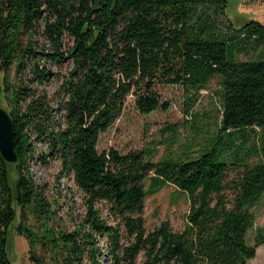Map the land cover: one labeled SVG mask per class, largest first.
<instances>
[{"label":"trees","instance_id":"1","mask_svg":"<svg viewBox=\"0 0 264 264\" xmlns=\"http://www.w3.org/2000/svg\"><path fill=\"white\" fill-rule=\"evenodd\" d=\"M225 8L226 0H0V96L11 108L19 156L14 165L0 156V264H12L6 235L16 212L14 231L26 240L31 264H100L90 234L48 227L50 206L27 167L31 135L73 176L88 210L85 225L110 239L114 258L121 230L131 243L126 256H141L142 264H248L254 258L256 246L246 243V234L254 221L250 209L264 195V25L249 21L234 29L223 21ZM42 14L49 45L33 49L24 37ZM66 34L73 39L67 57ZM67 58L74 68L63 86L62 128L46 96L10 87L7 76L28 61L32 79L42 85L50 76L45 66ZM213 79L223 91V118L214 143L196 158L153 162L150 148L97 150L128 96L140 114H149L162 107L155 86L197 94ZM167 185L189 201L185 227L173 232L163 221L146 232L144 200ZM98 203L107 206L114 226L101 220Z\"/></svg>","mask_w":264,"mask_h":264},{"label":"rangeland","instance_id":"2","mask_svg":"<svg viewBox=\"0 0 264 264\" xmlns=\"http://www.w3.org/2000/svg\"><path fill=\"white\" fill-rule=\"evenodd\" d=\"M225 17L223 20L225 24L229 21L234 29H239L249 21L264 25V0H226ZM45 18L46 14H42L38 20L32 22V30L24 37L26 42L27 37L30 36L35 43L33 49L46 48L49 45L43 34ZM50 19L53 21L52 18ZM72 46L73 39L68 34L63 35L62 51L65 57L68 56L67 52ZM45 67L50 76L42 85L32 79V64L28 61L25 62L21 72L13 68L7 76V82L12 88L22 86L29 89L27 92L30 91L36 96H46L52 108L51 117L54 118L56 127L63 128L61 104L68 99L63 86L71 77L74 63L67 58L60 64L52 62ZM41 69L42 66L39 65L38 70ZM2 78L0 75V83ZM154 91L159 96L162 107L149 114H140L135 109L134 98L128 96L120 117L99 136L97 144L99 152L112 148L121 154H126L129 151L150 148L153 155L150 159V153L146 152V160L150 159L153 162L177 158L190 160L196 158L205 147L214 143L224 111L223 91L216 79L209 83L206 90L197 94L188 92L182 86L157 85ZM0 107L10 112L11 108L4 96H0ZM30 138L33 142V151L28 158L27 167L33 181L43 190L50 206L48 227L55 232L71 233L81 230L83 235L90 234L88 239L98 254L96 259L99 258L100 264H142L141 256L136 260L126 256L125 248L131 243L122 230L118 236L120 249L116 252V258L110 249V239L106 235L98 236L89 230L85 225L88 210L84 196L75 185L73 176L62 170L60 160L49 151L44 142L34 141V135ZM10 173L14 176L16 174L13 168ZM147 186L148 182L146 188ZM95 210L107 226L115 225L104 203H98ZM188 212L189 201L185 193L167 185L144 200L143 219L146 232L152 231L163 221L169 222L173 232H181L185 227ZM250 212L254 216V221L252 228L246 234V243L256 246V249L254 258L249 260L248 264H264V241L259 245L256 241L259 234L264 236V195ZM18 222L19 213L16 212L12 232H9L10 227L6 235V250L7 253L9 252L12 264H31L26 240L14 231ZM32 224L39 230L41 225L36 222ZM83 264L89 263L85 261Z\"/></svg>","mask_w":264,"mask_h":264},{"label":"water","instance_id":"3","mask_svg":"<svg viewBox=\"0 0 264 264\" xmlns=\"http://www.w3.org/2000/svg\"><path fill=\"white\" fill-rule=\"evenodd\" d=\"M0 156L8 165L18 162L19 156L15 151L13 123L10 114L0 107Z\"/></svg>","mask_w":264,"mask_h":264}]
</instances>
